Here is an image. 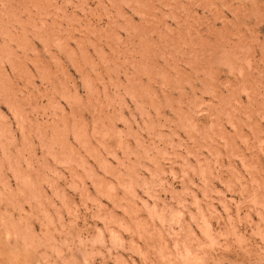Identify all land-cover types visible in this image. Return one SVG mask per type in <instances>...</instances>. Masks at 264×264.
<instances>
[{
  "label": "rangeland",
  "instance_id": "rangeland-1",
  "mask_svg": "<svg viewBox=\"0 0 264 264\" xmlns=\"http://www.w3.org/2000/svg\"><path fill=\"white\" fill-rule=\"evenodd\" d=\"M0 264H264V0H0Z\"/></svg>",
  "mask_w": 264,
  "mask_h": 264
}]
</instances>
